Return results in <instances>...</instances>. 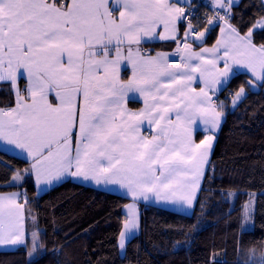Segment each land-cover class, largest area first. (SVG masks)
Masks as SVG:
<instances>
[{
	"label": "snow or ice",
	"instance_id": "1",
	"mask_svg": "<svg viewBox=\"0 0 264 264\" xmlns=\"http://www.w3.org/2000/svg\"><path fill=\"white\" fill-rule=\"evenodd\" d=\"M207 6L200 20L191 0H0V82L15 97L14 106L0 108V154L19 150L29 163L20 170L0 161L12 173L3 187L23 188L33 177L36 186L68 180L118 185L131 198L122 206L116 236L122 256L140 227L141 202L154 198L185 217L203 211L198 193L207 190L201 185L205 173L213 172L209 155L223 121L225 101L218 93L228 90L241 69L251 73L250 90L253 81L264 87V42L253 41V30L264 34V0L243 34L232 23L239 0ZM217 28L215 46L205 47ZM142 40L174 42L171 55L181 64L170 66L163 52H142ZM122 67L131 70L126 81ZM197 81L203 83L199 91L193 87ZM244 92L241 86L229 93L233 108ZM129 93H139L142 109L126 107ZM198 117L206 127L197 130L206 136L196 144L192 126ZM145 122L155 134L141 135ZM217 194L225 203L246 197L239 227L241 233L251 231L256 193ZM28 203L26 191L0 194V250L23 247L31 261L44 243L30 210L25 228ZM177 232L185 240L191 236L179 226ZM236 248L239 253V238ZM208 264L226 262L210 257ZM236 264H264V241L259 255L253 246Z\"/></svg>",
	"mask_w": 264,
	"mask_h": 264
},
{
	"label": "trees",
	"instance_id": "2",
	"mask_svg": "<svg viewBox=\"0 0 264 264\" xmlns=\"http://www.w3.org/2000/svg\"><path fill=\"white\" fill-rule=\"evenodd\" d=\"M261 2L241 0L240 7L233 9L236 19L232 23L241 29V34L259 15ZM218 37L219 28L211 33L206 45L214 44ZM253 41L257 45L264 42V34L253 31ZM249 80L247 75L239 74L219 96L225 101V121L210 161L213 172L207 173L203 181L202 189L207 190L198 196L204 204L203 211L197 208L194 217H185L146 205L141 211L140 232L127 244L123 256L116 246V236L121 228L122 206L129 203L128 198L73 181L41 195L37 194L33 178L25 179L23 188L3 187L12 173L0 164V193L27 192L26 229L30 210L42 230L40 239L44 243L31 261L23 247L0 251V264H208L210 257L214 262L236 264L238 255L253 246L259 255L264 241V87L250 90L246 83ZM241 86L245 98L232 109L229 93ZM13 103L11 89L1 84V107H11ZM0 161L9 169L29 167L27 161L9 153L0 154ZM225 189L256 193L251 231L241 233L239 227L240 205L246 197L240 195L234 202L225 203V198L217 194ZM194 224L196 229H192ZM178 226L191 231L188 240L177 232ZM237 238L241 244L239 253ZM216 256L221 259L215 261Z\"/></svg>",
	"mask_w": 264,
	"mask_h": 264
},
{
	"label": "crops",
	"instance_id": "3",
	"mask_svg": "<svg viewBox=\"0 0 264 264\" xmlns=\"http://www.w3.org/2000/svg\"><path fill=\"white\" fill-rule=\"evenodd\" d=\"M239 2H241V0H239ZM253 31H256V30H253ZM157 32L160 33L161 32V29H157ZM219 38H220V30H219V37H218V39ZM144 39L146 40L147 38H144ZM204 46L211 48V47H214L215 46V43L212 44V45H206L205 44ZM139 47L141 48V51L142 52H151L153 54H155L156 52H163V53H165V54H167L169 56L170 66L171 65H176V64H174L172 62V59L175 58V57H177V56H172L171 55L176 50L175 43L172 42V41H157V42H152V43H145L144 40H142ZM192 50L193 51H200V48H198L196 46V44H192ZM193 63H195V61ZM234 70H235V68H234ZM240 74H245L249 78H251V73L250 72H247L244 69H241L240 70ZM120 77H121V80L122 81H126L127 79H130L131 78V70H130V68L126 71L122 67L121 68V72H120ZM1 84H7V83L6 82H0V85ZM259 85H260L259 82L253 81V88L252 89H257ZM19 87L21 88V90L24 89L25 85H24V82L23 81H21L19 83ZM193 87H195L196 90L199 91L200 88L203 87V83L197 81L196 83L193 84ZM220 94L221 93H218V97L220 96ZM210 95H211V93H210ZM132 97H137L138 99L134 102L133 99H132ZM13 98H14V103H15V97H14V95H13ZM213 99L216 100L217 99V96H213ZM14 103H13V106H14ZM126 107L128 109L132 110V111H139L140 109L143 108V98L142 97H139V93H129V99L127 100ZM0 108H5V107H1V105H0ZM224 121H225V113L223 112V121L221 123V126H220V129L218 131L217 137H218V135H219V133H220V131L222 129V126L224 124ZM192 127H193L192 140H193L194 143L199 144L205 138L206 133H204L203 131H198L197 129H203L206 126L202 123V120L198 117L197 120H196V123ZM146 129H147V123L145 122V124H144V126L142 127V130H141V135H151V134H155V131H156L155 129H153L151 133H149ZM216 141H217V138L213 142V148H212L211 153L209 155V164H210V161H211V158H212V154H213V150H214V146L216 144ZM9 154L24 159L23 158V155L20 154L19 150H16V151H13V152H9ZM206 174H207V172L205 173V176H206ZM33 179H34V177H33ZM68 181H72V180H68ZM34 182H35V180H34ZM79 184H82V185H85V186H88V187H92V188H96V189H99V190H102V191H106V192H109V193H112V194L122 195V196H123L124 191H125L124 189H121L118 185H108L107 188H106L103 184L96 185L94 181H86V182L79 183ZM58 185H60V184H58ZM58 185L57 184H54L52 186H49V185L41 184L39 186H36V185L35 186H36L37 194L38 195H41V194L47 192L48 190H50V189H52V188H54V187H56ZM202 185H203V183H202ZM202 185H201V188H202ZM13 192H16V191L6 192V193H0V194H2V195H9V194H11ZM199 194L200 193H198V196H199ZM127 198L129 199V203H130L131 202V198L130 197H127ZM149 204L150 205H153V206H156V207H160V208H164V209H167V210H171V211L176 212L175 208H173L171 206L165 207L162 203H158V202L155 201L154 198H152L149 201H147V202H141L138 205L139 206V209H140V213H141L142 209L146 205H149ZM24 214H25V228H26V209H25V206H24ZM138 233L139 232H137L136 236L138 235ZM8 250H14V249L9 248L7 250H0V251H8Z\"/></svg>",
	"mask_w": 264,
	"mask_h": 264
},
{
	"label": "built area",
	"instance_id": "4",
	"mask_svg": "<svg viewBox=\"0 0 264 264\" xmlns=\"http://www.w3.org/2000/svg\"><path fill=\"white\" fill-rule=\"evenodd\" d=\"M191 2H192V7L198 9V15H199V18H201L203 11L209 12V7L207 5H210L212 0H191ZM202 5H204V6H202ZM185 11L187 12V11H189V9L186 8ZM192 23H193V27H197V23L195 20ZM172 62L176 65L181 64V60H180L179 56L173 58Z\"/></svg>",
	"mask_w": 264,
	"mask_h": 264
},
{
	"label": "rangeland",
	"instance_id": "5",
	"mask_svg": "<svg viewBox=\"0 0 264 264\" xmlns=\"http://www.w3.org/2000/svg\"><path fill=\"white\" fill-rule=\"evenodd\" d=\"M207 33H206V37H207ZM245 95H246V92H244V97H245ZM243 100V99H242ZM241 100V101H242ZM240 101V102H241ZM240 102H238V104L240 103ZM238 104L236 105V107L238 106ZM232 109H234L233 107H232ZM28 197V196H27ZM29 200V199H28ZM27 208V206L25 205V209ZM255 209H256V204H255ZM245 227L247 228V227H249V225H245ZM253 227V221L251 222V228ZM137 232H140V227H139V229L137 230ZM139 234V233H138ZM127 244L128 243H126V247H127ZM125 252H126V248H125V250H124V255H125ZM120 253H121V250H120ZM121 255H122V253H121ZM35 256H36V253L33 255V258L32 259H34L35 258ZM215 261H218V260H220L221 258H220V256H216L215 258Z\"/></svg>",
	"mask_w": 264,
	"mask_h": 264
}]
</instances>
